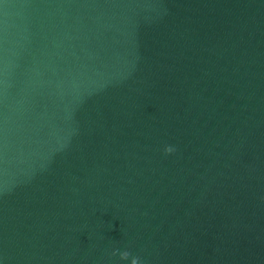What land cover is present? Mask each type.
Segmentation results:
<instances>
[{
	"label": "clouds",
	"instance_id": "1",
	"mask_svg": "<svg viewBox=\"0 0 264 264\" xmlns=\"http://www.w3.org/2000/svg\"><path fill=\"white\" fill-rule=\"evenodd\" d=\"M164 151H165V153L170 154V153L174 152L175 149L172 148L171 146H167V147H165ZM113 254H115V253H113ZM120 256H121V259H125L126 260V259L129 258L130 253L125 251V252H122L120 254ZM131 264H139V258L138 257H133L132 260H131Z\"/></svg>",
	"mask_w": 264,
	"mask_h": 264
}]
</instances>
